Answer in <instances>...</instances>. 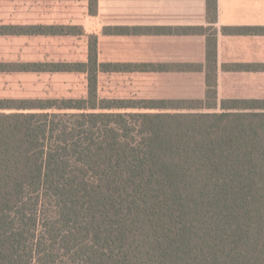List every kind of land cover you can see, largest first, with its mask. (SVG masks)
<instances>
[{"label":"trees","instance_id":"1","mask_svg":"<svg viewBox=\"0 0 264 264\" xmlns=\"http://www.w3.org/2000/svg\"><path fill=\"white\" fill-rule=\"evenodd\" d=\"M86 70L0 99V264H264V101L106 102Z\"/></svg>","mask_w":264,"mask_h":264},{"label":"crops","instance_id":"2","mask_svg":"<svg viewBox=\"0 0 264 264\" xmlns=\"http://www.w3.org/2000/svg\"><path fill=\"white\" fill-rule=\"evenodd\" d=\"M208 1L0 0V99L85 98L90 65L106 102L202 101L207 84L217 106L264 101V0Z\"/></svg>","mask_w":264,"mask_h":264}]
</instances>
